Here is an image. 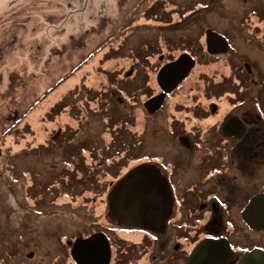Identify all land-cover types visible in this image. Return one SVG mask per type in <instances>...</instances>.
<instances>
[{"label": "flooded vegetation", "instance_id": "obj_1", "mask_svg": "<svg viewBox=\"0 0 264 264\" xmlns=\"http://www.w3.org/2000/svg\"><path fill=\"white\" fill-rule=\"evenodd\" d=\"M227 1L202 0V60L187 49L171 50L173 57L160 53L157 48H168L164 38L148 54L152 77L147 76V67L146 71L131 70L132 67L123 71L126 80L141 78L142 83L156 88L152 95L141 94L137 105L129 108L128 116L140 110L160 132L150 139L149 121H144L146 126L130 134L118 156H111L118 162L116 172L94 174L99 183L66 184L76 186V190L63 193L62 197L70 198V202L59 206L63 218L71 214L74 219L55 220L63 222L54 230L52 225H46L47 213L35 210L26 183L15 186L17 191L0 184V257L5 247L10 248L7 239L17 237L20 244L27 236L42 234L56 243L60 239L66 245V256L62 258L57 253L59 247L52 246L56 253L41 264H80L79 254L75 259L71 252L76 241L103 234L110 247L109 260L104 264H259L254 253L257 249L264 251V189L256 191V184L264 179V0H240V11L235 4L227 8ZM217 16L228 17L234 31L241 24L246 27L248 37H241L251 48L246 43L240 48L238 40L213 28L211 24ZM184 23L188 24L183 28L194 24ZM208 30L223 36L228 46L209 47ZM152 43L153 39L147 45ZM184 53L194 58V68L151 112L145 102L162 92L157 82L159 71ZM197 67L198 86L187 91L188 95H174ZM140 72L141 76L137 74ZM116 87L108 84L101 93L115 98L119 92ZM115 100L128 109L120 96ZM90 107L94 109L96 105ZM83 108L86 111V106ZM128 126L127 121L126 129ZM142 165L151 167L156 195L162 203L150 228L128 226L110 215L114 185ZM28 241L19 248L13 263H5L32 264L36 254L34 250L27 251ZM199 246L200 258L193 262L192 254Z\"/></svg>", "mask_w": 264, "mask_h": 264}, {"label": "rangeland", "instance_id": "obj_2", "mask_svg": "<svg viewBox=\"0 0 264 264\" xmlns=\"http://www.w3.org/2000/svg\"><path fill=\"white\" fill-rule=\"evenodd\" d=\"M224 4L238 5L239 11L242 6L240 0ZM202 11V0H0V184L7 189L26 183L35 210L47 213L46 225L54 230L62 221L55 220L74 219L71 214L63 218L59 206L70 202L63 193L76 190L66 184L99 183L94 174L116 172L118 162L111 156H118L130 134L146 126L144 121H149L150 139L160 132L140 110L128 116L136 99L154 94L156 88L141 78H123L127 62H133L131 70L147 67V76L152 77L148 54L164 38L168 48H157L160 53L173 57L171 50L187 49L202 60ZM213 20L211 26L238 40L240 48L243 43L249 46L241 37H248L242 24L234 31L228 17ZM185 21L194 24L183 28ZM128 23L129 29L139 30L129 40L116 38ZM152 39L153 46L147 45ZM106 69L112 70L110 87L119 91L115 98L101 93L106 89ZM198 74L197 67L174 95L198 86ZM88 85L100 94H89ZM119 96L127 110L115 100ZM260 181L256 191L264 189V179ZM10 239L1 264L13 263L28 239L27 251L36 254L32 264L50 260L56 253L52 246L59 247L62 258L66 256L60 239L56 243L42 234L27 236L20 244L17 237Z\"/></svg>", "mask_w": 264, "mask_h": 264}, {"label": "water", "instance_id": "obj_3", "mask_svg": "<svg viewBox=\"0 0 264 264\" xmlns=\"http://www.w3.org/2000/svg\"><path fill=\"white\" fill-rule=\"evenodd\" d=\"M207 40L209 47L228 46L227 40L212 30L207 31ZM194 66V58L186 53L166 64L157 75L162 92L147 100L146 108L151 112L157 110L165 101L166 95L172 93L188 77ZM156 190L158 192L153 185L151 167L142 165L131 170L114 185L110 193L111 217L128 226L152 227L162 206ZM71 252L75 259L79 254L80 264H91L93 261L104 264L110 256L109 241L103 234H97L89 239L76 241ZM201 252L202 248L199 246L192 254L193 262L200 258ZM254 255L256 263L264 264V251L257 249Z\"/></svg>", "mask_w": 264, "mask_h": 264}, {"label": "trees", "instance_id": "obj_4", "mask_svg": "<svg viewBox=\"0 0 264 264\" xmlns=\"http://www.w3.org/2000/svg\"><path fill=\"white\" fill-rule=\"evenodd\" d=\"M128 24H125L123 25V27L120 29L118 35L116 36V38H120L122 40L126 39V36L131 33L132 31H134V29H129L128 28ZM103 47V46H102ZM101 48V47H100ZM133 66V62L132 61H128L127 64H126V69H129ZM80 69V67H79ZM109 72H112L111 69H106V72H105V87L107 88L108 84H107V81L109 82V85H110V80H111V74ZM110 78V79H109ZM152 79V78H151ZM67 80V78H65L62 82H65ZM82 81H84V76L81 77V81H80V84L82 85ZM89 86V90H88V93L89 94H93L95 91L96 93H99L100 94V91L98 90V88H94L90 85ZM98 100V99H97ZM96 101V100H95Z\"/></svg>", "mask_w": 264, "mask_h": 264}]
</instances>
